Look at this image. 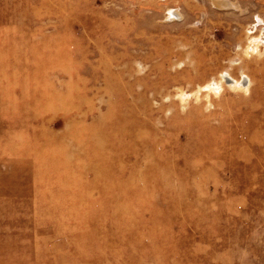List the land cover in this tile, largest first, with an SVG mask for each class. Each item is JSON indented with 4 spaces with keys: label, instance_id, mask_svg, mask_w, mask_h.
<instances>
[{
    "label": "rangeland",
    "instance_id": "obj_1",
    "mask_svg": "<svg viewBox=\"0 0 264 264\" xmlns=\"http://www.w3.org/2000/svg\"><path fill=\"white\" fill-rule=\"evenodd\" d=\"M0 264H264V0H0Z\"/></svg>",
    "mask_w": 264,
    "mask_h": 264
},
{
    "label": "bare ground",
    "instance_id": "obj_2",
    "mask_svg": "<svg viewBox=\"0 0 264 264\" xmlns=\"http://www.w3.org/2000/svg\"><path fill=\"white\" fill-rule=\"evenodd\" d=\"M227 81H230V80H227ZM231 83H232V81H231ZM242 84V83H241ZM247 84L246 83H244V86H246Z\"/></svg>",
    "mask_w": 264,
    "mask_h": 264
},
{
    "label": "water",
    "instance_id": "obj_3",
    "mask_svg": "<svg viewBox=\"0 0 264 264\" xmlns=\"http://www.w3.org/2000/svg\"><path fill=\"white\" fill-rule=\"evenodd\" d=\"M227 83H228V84H230V83H231V81H227Z\"/></svg>",
    "mask_w": 264,
    "mask_h": 264
}]
</instances>
